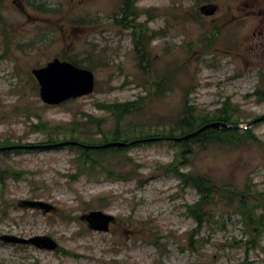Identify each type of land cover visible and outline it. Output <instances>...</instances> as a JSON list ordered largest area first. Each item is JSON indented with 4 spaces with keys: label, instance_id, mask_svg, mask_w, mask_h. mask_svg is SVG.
<instances>
[{
    "label": "rangeland",
    "instance_id": "1",
    "mask_svg": "<svg viewBox=\"0 0 264 264\" xmlns=\"http://www.w3.org/2000/svg\"><path fill=\"white\" fill-rule=\"evenodd\" d=\"M121 2L0 0V143L33 146L0 152V168L19 172L0 182V236H48L57 244L47 250L0 239V264H264V227L253 229L259 246L250 248L230 208L214 205L213 219L200 226L188 216L186 205L199 197L164 169L176 152L172 141L101 155L125 175L117 179L99 168L79 173L75 148L47 142L68 137L53 128L71 122H79L80 140L100 141L115 129L103 104L139 105L121 117L127 138L179 134L185 103L202 115L230 102L242 124L264 116L255 95L264 90V0H138L145 50L115 23ZM54 57L89 69L92 93L42 103L30 70ZM87 116L100 118L98 125ZM39 123L49 134L34 127ZM248 127L258 142L195 147L179 170L264 191V120ZM36 200L52 208L28 204ZM95 210L113 217L107 231L82 218Z\"/></svg>",
    "mask_w": 264,
    "mask_h": 264
},
{
    "label": "trees",
    "instance_id": "2",
    "mask_svg": "<svg viewBox=\"0 0 264 264\" xmlns=\"http://www.w3.org/2000/svg\"><path fill=\"white\" fill-rule=\"evenodd\" d=\"M138 0H122L120 7V18H115V23L121 28H130L133 36V46L136 50L139 46L144 48L146 44L147 34L146 27L143 28L142 24H137L135 19L138 16L136 2ZM197 2L207 3L211 0H196ZM214 33H211L209 41L213 38ZM205 48V47H204ZM145 50V49H143ZM69 62L77 65L73 60ZM78 66V65H77ZM259 100H264V90L255 92ZM185 116L175 123L176 127L180 130L179 134L168 132L166 136H135L131 138L120 136L119 123L121 117L125 114H131L139 108V105L135 101L127 102L123 104H103L101 109L109 112L115 117V129L103 134L100 141H88L80 140L78 137L81 132H78V123L71 122L65 126H55L53 129L65 130L68 137H63L62 140H55L49 137L47 142H53V146L68 145L76 149V165L79 173L87 171L89 175L92 172H96L99 168V172L105 173L107 178L117 179L124 178V174L116 170H112L109 166L102 164V157L106 155H112L115 151H119L131 145H138L140 143L155 142L160 140H167L171 142V146L176 150L172 161L164 166V169L175 175L181 180L183 185L192 188L198 195V200L192 204L186 205V211L190 218L194 220L197 226L207 224L210 219H213L214 205L220 204L224 208H230L240 218L243 229L248 233V241L244 242V245L250 248H258L257 232H260L264 227V191H258L251 193L248 185L243 188L236 189L229 184H217L212 179L204 175L190 174L181 172L179 169L186 165L195 151V147H206L208 145H229L239 146L245 142H258L257 137L254 135L252 129L248 128H234L228 130H217L216 128H207L194 135L186 136L189 133L194 132L200 128L203 124L221 120L228 124L238 125L243 122L238 118L239 108L230 102H223L219 108L212 113L197 115L192 111V106L185 103ZM95 122L97 125L100 118H93L87 116V121ZM38 130L46 131L48 128L42 124L34 125ZM114 128V127H113ZM78 132L77 136L74 134ZM83 132V131H82ZM181 138V139H177ZM60 141V142H59ZM126 142V146L121 147H105L97 148L93 146L102 145L109 142ZM11 148V149H10ZM21 148L20 146H14L10 142L4 144L0 143V152L7 153L9 150H16ZM101 155H103L101 157ZM129 171H127L128 173ZM19 172L9 171L7 168H0V182L3 183L5 178H17ZM253 198H251V197ZM260 202V204L258 203ZM262 208V210H261ZM260 212V213H258ZM255 229L257 232H254Z\"/></svg>",
    "mask_w": 264,
    "mask_h": 264
},
{
    "label": "water",
    "instance_id": "3",
    "mask_svg": "<svg viewBox=\"0 0 264 264\" xmlns=\"http://www.w3.org/2000/svg\"><path fill=\"white\" fill-rule=\"evenodd\" d=\"M31 76L35 79L38 87V97L42 103L48 106H55L62 104L68 100L86 96L92 93L94 89L93 73L87 69L77 66L67 60H60L57 57L52 58L44 66L32 68L30 70ZM264 116L252 120L250 123L263 121ZM249 124H228L221 120L211 121L203 124L200 128L192 133L194 135L207 128H216L217 130H228L234 128H246ZM181 139V138H177ZM126 142H109L93 147H121L126 146ZM22 148H32L33 146H21ZM28 204L39 207L43 210H50L52 207L41 201H31ZM84 218L91 229L98 231H107L108 224L113 222V217L109 214L102 213L95 210L90 211L84 215ZM1 240L20 244H29L41 249L52 250L56 248V242L48 236H32L28 238H20L13 235H1Z\"/></svg>",
    "mask_w": 264,
    "mask_h": 264
}]
</instances>
